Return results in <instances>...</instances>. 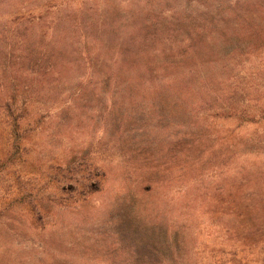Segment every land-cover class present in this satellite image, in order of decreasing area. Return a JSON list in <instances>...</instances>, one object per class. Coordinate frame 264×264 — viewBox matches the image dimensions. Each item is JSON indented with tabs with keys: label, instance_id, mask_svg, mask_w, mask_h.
Instances as JSON below:
<instances>
[{
	"label": "rangeland",
	"instance_id": "obj_1",
	"mask_svg": "<svg viewBox=\"0 0 264 264\" xmlns=\"http://www.w3.org/2000/svg\"><path fill=\"white\" fill-rule=\"evenodd\" d=\"M262 227L264 0H0V264H264Z\"/></svg>",
	"mask_w": 264,
	"mask_h": 264
},
{
	"label": "trees",
	"instance_id": "obj_2",
	"mask_svg": "<svg viewBox=\"0 0 264 264\" xmlns=\"http://www.w3.org/2000/svg\"><path fill=\"white\" fill-rule=\"evenodd\" d=\"M199 31H201V30H199ZM201 33L202 32H199V34L198 35H201ZM197 35V34H196ZM230 37V40L231 41H235V42H239L240 40H242V38H241V34L240 33H235V34H233V35H231V36H229ZM185 134L186 135H190V133H187V132H185ZM186 140V139H185ZM185 140H183V141H181L180 140V142H184ZM259 226V225H258ZM258 228V227H257ZM262 228H264V227H262ZM153 252L156 254L157 252H158V250H154L153 249Z\"/></svg>",
	"mask_w": 264,
	"mask_h": 264
}]
</instances>
